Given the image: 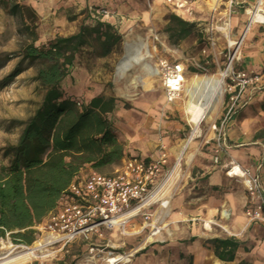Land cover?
<instances>
[{
	"label": "rangeland",
	"instance_id": "1",
	"mask_svg": "<svg viewBox=\"0 0 264 264\" xmlns=\"http://www.w3.org/2000/svg\"><path fill=\"white\" fill-rule=\"evenodd\" d=\"M226 1L230 2L219 0L215 4L212 0H116V10H111L108 17L116 19L115 27L123 35L122 49L105 58L91 57L87 51L82 52L71 74L63 81L62 88L68 95L84 102L98 95L115 96L118 99L117 108L110 115L115 122L118 139L121 138L127 146L138 144L145 147L142 150L127 147L125 157L140 156L143 153V157L150 160L157 158L160 152L166 154L159 186L166 184L161 194L163 200L145 207L129 221L125 229L103 225L93 233L77 237L64 247L57 244L37 251V257L25 264H108V258L128 254H131V260L123 264H132L138 257L160 253L158 247L169 242L172 236L177 237L182 246L191 241L183 232L182 224L188 223L186 207L201 194L202 184L198 180L203 171L217 169L213 159L222 154L218 151L214 126H218L232 111L242 113L246 108L264 120L263 112L259 113L264 103V83L258 86L247 85L229 111V89L234 86L230 70L224 79L215 109L200 124L192 143L178 163V170L169 178L193 131L186 114L189 99L185 90L186 83L194 75H215L227 70L231 55L236 50L228 47L218 29L230 14L224 8ZM126 3L133 5L132 10H122ZM66 4H53L47 0H0V55L12 53L19 48L24 37L18 31L31 13L37 17V44L45 43L57 35L65 36L75 32L87 17L88 8L80 9V4ZM14 5L29 10L23 11V14H14ZM170 13L196 23L197 32L179 45L171 44L164 31ZM139 39L146 43L142 54L153 68L160 58L183 64L186 83L174 102L166 100L161 79L153 88L148 85L150 75L141 64L135 65L123 76L119 75V62L127 54L129 45L137 43ZM240 53L241 57L232 63L235 73L243 71L241 46ZM17 67L22 72L11 84L0 88V165L7 164L4 148L18 141L23 128L21 122L27 119L41 100V94L33 81L37 67L28 61L21 62L20 58L8 60L0 67V80ZM160 145H164V148L161 149ZM121 165L122 162L97 172L112 175ZM89 170L90 167H87L84 173ZM163 201H169L168 208L162 206ZM156 220L160 232L154 235L151 224ZM45 221L47 218L43 223ZM37 231L35 242L28 247H34L46 238L45 232ZM196 239L202 241L203 238ZM11 250L15 254L23 251L24 246L13 243L7 235L0 240V256Z\"/></svg>",
	"mask_w": 264,
	"mask_h": 264
},
{
	"label": "trees",
	"instance_id": "2",
	"mask_svg": "<svg viewBox=\"0 0 264 264\" xmlns=\"http://www.w3.org/2000/svg\"><path fill=\"white\" fill-rule=\"evenodd\" d=\"M25 10L29 9L14 5L12 12L23 14ZM36 21L34 13L28 15L18 31L24 37L19 48L0 55V67L11 58L36 65L33 81L41 94L34 111L21 122L18 141L4 148L7 164L0 165V240L9 235L13 243L23 246L35 242V227L56 208L60 194L77 173L87 167L99 171L122 162L126 156L125 145L118 139L110 117L118 99L98 95L84 102L62 88L82 52L95 58L108 57L122 49L123 35L108 21L92 20L87 11V17L72 34L37 44ZM164 31L174 45L197 32L196 23L174 13L168 15ZM21 72L17 67L3 77L0 88L11 84ZM255 137H264V130ZM205 243L226 262L235 259L241 244L234 237H214Z\"/></svg>",
	"mask_w": 264,
	"mask_h": 264
},
{
	"label": "crops",
	"instance_id": "3",
	"mask_svg": "<svg viewBox=\"0 0 264 264\" xmlns=\"http://www.w3.org/2000/svg\"><path fill=\"white\" fill-rule=\"evenodd\" d=\"M115 3L116 0L78 1L80 9L108 6L110 10H116ZM230 3L232 4L230 14L225 18L230 24V31L241 36L247 28L241 44L243 53L241 68L247 73L257 74L258 81L254 85L258 86L264 83V23L252 22L247 12L258 3V0H230ZM53 4L57 2L53 1ZM132 7L133 5L126 3L122 6V10H132ZM102 20L116 24L114 17L105 16ZM262 112L264 114V110L259 111ZM223 120L225 122L221 142L227 145L229 156L249 168L264 187V137H255L258 132L264 130V120L247 108L242 113L234 110ZM127 147L138 150L145 148L138 144L134 147L125 145V149ZM140 156L143 157L144 154L141 153ZM219 156H221L219 163L214 164L217 169L203 171L198 180L202 184L201 194L195 201H190L185 210L188 213L186 218L194 219L186 220L188 223L182 224L185 236L191 241L182 246L177 237L172 236L169 242L158 247L160 253L138 257L132 264H182V262H185L184 264H264V225L258 222L247 223L244 212L248 194L241 181L226 176L228 155L222 153ZM222 208L228 211L227 217L222 215ZM203 221L210 223V227L205 226ZM213 222L223 227L233 224L244 227L242 233L236 237L241 244L233 261L218 259L213 251L204 245L210 238H226L222 228L212 224ZM218 229L221 230L220 234ZM202 234L204 237L201 236ZM197 237L203 238L202 241L197 240Z\"/></svg>",
	"mask_w": 264,
	"mask_h": 264
},
{
	"label": "built area",
	"instance_id": "4",
	"mask_svg": "<svg viewBox=\"0 0 264 264\" xmlns=\"http://www.w3.org/2000/svg\"><path fill=\"white\" fill-rule=\"evenodd\" d=\"M47 1L76 5L79 0ZM165 1L172 2V0ZM88 11L92 20L111 15L108 6H91ZM219 32L221 33V31ZM229 32H231L230 24ZM228 47L232 48L229 43ZM154 69L162 80L166 100L174 102L181 93L186 80L183 64L160 58ZM230 79L234 82V86L229 89L231 91L229 111L239 99L243 89L258 81V76L245 71L235 73L231 68ZM224 122L225 120H222L214 128L217 131L218 151L227 154L229 157L225 174L229 178L241 181L248 194L244 212L247 223L258 222L264 225V187L249 168L242 166L229 156L227 145L221 142ZM160 147L162 149L164 145H160ZM166 158V154L163 152H160L157 158L150 160L139 155L125 157L121 167L112 175L101 174L91 167L87 173H84L87 168L81 170L76 174L68 188L60 194L58 205L45 217L47 221L35 227L40 232L47 234L46 238L38 243L41 245V249L54 247L57 244H62L64 247L77 237L93 233L103 225L125 229L131 219L141 213L145 207L155 203H149V200L160 188L162 168L166 163ZM213 163H219V156L214 157ZM223 210L225 208H222ZM148 218L146 217V219ZM186 220L192 221L194 219L186 218ZM157 221L151 224L154 235L160 232ZM203 224L210 227V223L206 221H203ZM212 224L218 225L224 230V227L217 222ZM242 231L243 229L240 231V229L236 230L231 226L230 232L225 235L236 238ZM25 247L28 248V246ZM110 260L116 261L108 262ZM130 260L131 254L118 255L108 258L107 263L123 264Z\"/></svg>",
	"mask_w": 264,
	"mask_h": 264
},
{
	"label": "bare ground",
	"instance_id": "5",
	"mask_svg": "<svg viewBox=\"0 0 264 264\" xmlns=\"http://www.w3.org/2000/svg\"><path fill=\"white\" fill-rule=\"evenodd\" d=\"M219 0H212L213 3L217 4ZM224 8L227 11H230V2H224ZM250 15L252 22H263L264 21V0H258V4L255 6V9H248L247 11ZM218 29L221 31L223 36L225 37L227 43H229L230 47H234L236 49L235 52L231 55V63L227 67V70L220 71L215 75L208 76H198L194 75L191 79L186 83V92L188 95V102L186 105V114L188 116L189 122L193 126V131L191 136L186 141L183 146L180 155L177 159V164L173 171L169 174V178L171 179L176 171L178 170V163L180 162L182 156L186 153V150L190 146L193 141V138L198 132L200 124L207 118L210 117L211 113L215 109V106L220 98L222 85L224 84V79L232 68V63L234 60L239 59L241 57L240 46L242 44L243 38L240 35H235L232 32H229V23L226 21L223 22ZM146 48V43L139 39V41L135 44H131L128 47L127 54L122 58L118 65V73L123 76L126 72L130 71L135 65L141 64L143 68L148 71L150 75V81L148 85L152 88L158 83L160 77L157 75V72L153 68V66L146 60V56L142 54L143 49ZM163 184L151 197L150 202H156L163 200L161 198L162 191H164ZM147 203V204H149ZM146 204V205H147ZM163 207H169V201H163ZM222 215L224 217L228 216V211L223 210ZM233 228L241 231L244 227L240 224H233ZM231 230V225L225 226L223 233H229ZM41 249V245L38 244L34 247L24 248L23 251L17 252L13 254L12 250L4 255L0 256V264H25L28 260L32 258H36L38 252ZM116 260H110L108 262H113ZM115 264V263H114Z\"/></svg>",
	"mask_w": 264,
	"mask_h": 264
},
{
	"label": "water",
	"instance_id": "6",
	"mask_svg": "<svg viewBox=\"0 0 264 264\" xmlns=\"http://www.w3.org/2000/svg\"><path fill=\"white\" fill-rule=\"evenodd\" d=\"M246 30H247V28L245 29V31L243 32V34H241V38H243L244 37V34H245V32H246ZM204 237V236H203Z\"/></svg>",
	"mask_w": 264,
	"mask_h": 264
}]
</instances>
